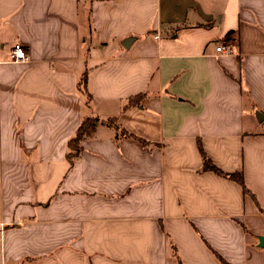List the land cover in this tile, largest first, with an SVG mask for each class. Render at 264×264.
<instances>
[{"label": "crops", "instance_id": "1", "mask_svg": "<svg viewBox=\"0 0 264 264\" xmlns=\"http://www.w3.org/2000/svg\"><path fill=\"white\" fill-rule=\"evenodd\" d=\"M255 235L264 0H0V264H264Z\"/></svg>", "mask_w": 264, "mask_h": 264}, {"label": "trees", "instance_id": "2", "mask_svg": "<svg viewBox=\"0 0 264 264\" xmlns=\"http://www.w3.org/2000/svg\"><path fill=\"white\" fill-rule=\"evenodd\" d=\"M80 86L85 90L87 89V74L83 75L81 79L79 80ZM140 95L133 97L129 100L128 104L125 107H129L131 105H136L140 102ZM116 119L112 118L107 121H103L104 123L107 124H113ZM100 122V119L98 117L94 118H86L84 119L81 123L80 126L78 127L77 131L75 134L68 140V158L75 157L79 154L80 152V141L85 138L86 136H89L92 134V132L95 130V126ZM200 148V153L202 154L203 157V169L209 170L212 172H216L218 175L226 177V178H231L237 183H239L243 189L244 194L245 193H250L249 189L246 186V183H244V177L242 172H230L226 173L222 171L220 168H218L216 165H214L209 158V156L205 153L203 150L202 146L199 145ZM222 259V258H221ZM222 261L227 264L223 259Z\"/></svg>", "mask_w": 264, "mask_h": 264}, {"label": "built area", "instance_id": "3", "mask_svg": "<svg viewBox=\"0 0 264 264\" xmlns=\"http://www.w3.org/2000/svg\"><path fill=\"white\" fill-rule=\"evenodd\" d=\"M215 50L221 54L233 53V49H231L229 42L226 40L219 41ZM9 56L10 61L15 63L24 62L28 59V55H26L25 50L20 43L14 46Z\"/></svg>", "mask_w": 264, "mask_h": 264}, {"label": "water", "instance_id": "4", "mask_svg": "<svg viewBox=\"0 0 264 264\" xmlns=\"http://www.w3.org/2000/svg\"><path fill=\"white\" fill-rule=\"evenodd\" d=\"M133 41L132 38H127L126 40H124L123 42V46L124 47H128L129 44ZM255 238L258 240L259 242V247H264V235H255Z\"/></svg>", "mask_w": 264, "mask_h": 264}]
</instances>
